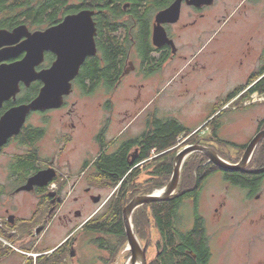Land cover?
<instances>
[{
	"label": "flooded vegetation",
	"instance_id": "af4514ba",
	"mask_svg": "<svg viewBox=\"0 0 264 264\" xmlns=\"http://www.w3.org/2000/svg\"><path fill=\"white\" fill-rule=\"evenodd\" d=\"M208 1L210 2L207 3ZM106 2L110 4L105 9L101 7L106 4L99 6L90 0L87 3L89 6H83L60 17L53 25L19 24L12 28H0V31H6L8 34L0 38V264H77L75 231L78 213L74 210L65 211L69 204L67 197L71 195L72 190L67 189V185L62 187L67 184L68 176H62L58 163L69 141L73 139L69 136L73 134L66 132L67 135L61 143L63 131L59 123L63 116L72 120L75 116L71 108L67 112L60 111L68 107V99L76 88L87 96L101 89L110 97L105 104L106 115L101 119V124L94 134L99 148L98 154L93 160H85L82 168L84 173L90 170L89 173L92 174L89 177H99L94 169L97 158L104 153L113 154L121 148L129 147L127 161L131 166L128 173L130 174L144 167L150 160L139 161L141 147L138 144L143 133L149 128L151 130L158 118L156 102L154 106L151 104V96L157 95L154 86L159 80H185L179 96H192L194 93L191 92L201 88L202 83L206 81L205 74L215 71V68H210L206 72L209 60L202 54L211 46L216 51L217 42L218 46H227L226 43L222 44V41L229 33V36L235 38L239 37L235 36L237 32L246 37L264 20V0H194L195 3H192V0ZM75 5L81 7L80 3ZM84 10L93 12L97 53L84 59L79 73L72 80V92L64 97L60 108L30 110L24 113L22 120V112L10 111L30 105L40 95L46 85L42 74L51 70L60 59L56 47L47 48L49 42L45 36L38 38L36 43L32 35L44 33L61 24L68 15H76ZM167 11L170 14L169 20L174 19L159 22L158 17ZM254 14L256 18L253 17ZM22 25H26L28 30H23L20 36H13L14 30ZM158 30L166 34L165 40H158L163 42L160 46L155 43ZM242 42L244 48L240 52L236 51L237 56L233 58V62L240 80L244 81L237 86L245 88L231 102L241 99L264 80V40L256 52L252 51L253 46L245 42V39H242ZM112 43L122 54L116 66L111 68L109 47ZM220 50L221 47L218 51ZM28 61L27 70L20 69L17 86L7 69ZM250 61L254 63V67L248 72L247 65ZM96 67L101 71L94 72ZM21 76H25V80L21 79ZM131 77L134 80L126 86L130 91L126 102L132 104L137 112H131L128 108L118 118H114L112 96L118 87ZM207 79L214 80L215 75H209ZM148 85L149 93L146 92ZM203 89H199V93L205 98L210 91L204 87ZM256 94L264 96L257 91L250 94L249 98ZM143 96L149 97V103L141 110ZM204 98L199 96L195 100L201 99V103L194 104L200 108L205 103ZM155 99L156 97L153 98ZM219 103L218 100L214 112ZM146 110L150 113L144 116L145 127L141 132L132 135L127 128L116 135L111 132L114 124L122 125L130 116L138 119ZM20 121L22 125L19 130L8 134ZM72 126H76L74 122ZM76 128L77 126L75 130ZM201 128L195 129L194 133ZM261 130L258 129L257 134ZM47 145L49 148L51 146V151L47 149ZM210 163L212 162L208 159L205 165ZM48 169L55 171L53 181L47 185H34L30 190L22 189L33 176ZM259 171V179L248 185L227 180L223 171L216 172L202 180L197 200L191 198L181 205L186 204L192 209L193 221L185 227L179 209L178 228L185 232L194 230L198 225L201 231L200 255L188 249L183 264H214L215 261L219 264H264V168ZM215 175L221 178L219 182L224 181L226 185L232 186V191L216 193V190H212L209 192V198L202 200V196L207 193L206 186ZM93 188L105 190L104 187L90 186L86 193L89 194ZM57 223L67 227L68 235L59 243L51 245L47 236L52 226ZM157 241L153 242L156 256L162 250ZM170 264L181 262L175 263L171 260Z\"/></svg>",
	"mask_w": 264,
	"mask_h": 264
},
{
	"label": "trees",
	"instance_id": "16d2710c",
	"mask_svg": "<svg viewBox=\"0 0 264 264\" xmlns=\"http://www.w3.org/2000/svg\"><path fill=\"white\" fill-rule=\"evenodd\" d=\"M79 1L81 7L71 4L70 0H0V28H12L19 24L32 26L47 23L53 25L59 21L60 17L73 13L83 6H89L87 3L90 0ZM91 3L99 4V6L106 4L105 7H101L105 9L110 4L106 0H91ZM101 51L103 52L102 47ZM109 53L112 68L118 63L122 52L112 43ZM100 71L101 69L97 67L94 70L97 73ZM244 88L245 86L240 85L230 91L219 100L220 103L216 106V110H222ZM257 91L264 94V80L256 84L247 95L236 100L237 104L249 99L250 94ZM216 110L213 116L218 113ZM226 111L219 112L215 117L212 116L209 123L196 133L194 130H188L175 119L157 118L151 130L149 128L143 133L138 144L141 147L139 161L144 162L149 159L151 161H147L148 164L130 174L128 173L131 166L127 161L129 147L121 148L113 154L104 153L97 158L94 162V169L99 177H89V185L115 191L102 208L83 225L82 229L87 235H94L90 240L93 246L108 252V256L102 258L106 264H115L128 244L123 217L124 208L136 196L151 194L169 184L174 172V160L181 150L178 144L182 135L186 137L183 146L196 144L211 147L223 159L233 164L241 160L247 145L232 143L220 137L222 129L220 118ZM209 125H212L211 133L203 134ZM258 125L259 130L264 128V118L259 120ZM216 146L227 147L229 152H222ZM207 161L208 158L203 153L196 152L190 155L182 168L179 192L167 201L141 206L133 213L134 230L141 244H148L147 253L154 240H158L157 245L162 248L159 255L148 260V264H170L171 260L183 264L188 249L200 255L201 231L199 226L196 225L194 230L185 231L186 233L178 228V213L181 205L191 198L197 200L201 192L202 180L219 171L226 173L227 180L241 183L240 185H248L252 181H257L260 176L259 169L264 168V139L256 148L246 169L242 171H224L213 163L205 165ZM142 175L146 177L140 180ZM65 185L63 184L62 187ZM186 235L188 236L185 237Z\"/></svg>",
	"mask_w": 264,
	"mask_h": 264
},
{
	"label": "rangeland",
	"instance_id": "374dc122",
	"mask_svg": "<svg viewBox=\"0 0 264 264\" xmlns=\"http://www.w3.org/2000/svg\"><path fill=\"white\" fill-rule=\"evenodd\" d=\"M71 4L80 3L79 0H70ZM256 18V14L253 16ZM254 25H256V21H254ZM231 33H229L230 35ZM235 36H227L224 37L223 43H226L227 46H218L217 42L216 51L214 47L207 49V52L202 54L209 61V67L206 72L211 68L214 72H207L205 74V79L201 85V88L193 90L191 93H194L192 96H188L187 98L180 97L179 94L184 88L185 80H180V82H167L166 79H160L159 83L154 86V91H156L157 95L152 94L151 100L152 105L154 106V102H156L157 108V117L160 119L172 118L180 123H182L188 130L193 131L195 129H199L202 126H206L209 121L215 117L214 114V106L218 102L226 96V94L233 90L237 85L242 84L243 79L240 80L237 69L235 68V64L233 62V58L237 56L236 51L240 52L242 45V39H245V42H248L251 46H253V52L257 51L260 46L262 40H264V20L260 22L258 27H254L253 31L250 32L246 37L240 35V33H235ZM231 41V43H230ZM246 44V43H245ZM219 47H221L220 52ZM215 51V52H214ZM232 54V55H228ZM218 55V56H217ZM255 57V56H254ZM210 62V63H209ZM248 72L252 70L254 67V63L252 61L247 65ZM215 75V79H207L209 75ZM134 78L131 77L124 81L121 84L117 91L113 94V102L114 109L113 114L114 118H118L122 112H125L126 109H131V112H137L135 107L132 104H128L126 102V96L130 93L127 90L126 86L129 82L133 81ZM204 84V85H203ZM150 85L147 86L146 92L149 93L148 89ZM209 90L210 93L204 96L200 95L199 89ZM204 90V89H203ZM137 92V91H136ZM145 94V91H143ZM199 96L203 97L205 103L198 108L199 103H201V99L195 100L199 98ZM109 95L106 91H102L101 89L97 90L94 94L87 96L81 94V91L76 88L73 94L68 99V107L60 112H67L68 109L71 108L73 112L74 120L70 117L65 118L62 117L59 125L61 126L62 138L61 143L64 141L66 132H70L73 135L72 141H69L68 147L62 155V159L58 161L60 166V171L62 176H68L67 181V189H71V195L67 197L69 200V204L66 206L65 211L74 210L78 213L77 216V229L75 231L77 237L76 243V258L77 264H106L103 261V257L106 258L108 256V252L106 250H100L96 246H93L90 243V240L94 237V235H87V233L83 232V225L92 218L105 204V202L111 197L114 193V189L105 188V190H98L93 188L89 194L86 193V189L90 186L88 183L89 176L92 173H89L90 170L86 173L83 171V163L86 159L93 160L98 154V145L95 141L94 134L98 130L99 125L101 124V119L103 120L104 115H106V100ZM156 97L155 100L153 98ZM110 98V97H109ZM144 101L141 102V110H144V107L149 103V97L143 96ZM197 103V104H194ZM228 107V108H227ZM227 111L220 118V122L222 123V129L220 131V137L223 140L236 143L239 145H249L253 140L255 135L258 132L259 125L258 122L260 119L264 118V96L254 95L253 98H249L244 100L242 103L235 100L231 102L229 105L224 107L221 111ZM220 111V112H221ZM150 112L144 111L138 117V119L130 116L122 125L114 124L111 132L113 134H117L119 131L127 128L129 134H137L141 132L145 127V114H149ZM61 115H63L61 113ZM213 116V117H212ZM75 123L77 126H72V123ZM210 128L212 125H209L205 129L206 135L211 133ZM110 133V136L112 135ZM65 134V135H64ZM186 141L185 135H182L179 138L178 146L181 149L184 147ZM216 145V144H215ZM222 152H229L227 147L216 146ZM47 149L51 151V146L47 145ZM113 148L111 149V151ZM146 176L142 175L141 179H144ZM91 178H93L91 176ZM95 178V176H94ZM221 178L218 175L214 176V179L211 180L206 186L207 193L202 196V200L209 198V192L212 190H216L219 193H223V191H232V186L226 185L224 181H218ZM228 186L227 187H225ZM23 197V196H21ZM99 197V202H95V198ZM180 218L183 217V223H185V227H187L193 221L192 217V209L187 207L186 204L180 207ZM30 213V210L27 212ZM64 214V212H63ZM67 227L57 223L54 224L51 228V232L47 236L48 242L52 244H57L68 235ZM145 245L144 243H142ZM156 249L154 244L149 248L147 253V259H152L156 256ZM130 251L125 250L120 254L117 262L115 264H131L128 260ZM130 262V263H129ZM138 262V261H137ZM214 264H219L216 261Z\"/></svg>",
	"mask_w": 264,
	"mask_h": 264
},
{
	"label": "water",
	"instance_id": "95a60500",
	"mask_svg": "<svg viewBox=\"0 0 264 264\" xmlns=\"http://www.w3.org/2000/svg\"><path fill=\"white\" fill-rule=\"evenodd\" d=\"M208 1L207 3H209ZM192 3H195L192 0ZM93 12L88 10L81 11L76 15H68L65 20L45 31L44 33H35L32 35L36 39L45 38L49 44L47 48L54 49L56 47L60 54L59 61L45 74H42V78L45 79L46 85L42 89L40 95L27 106H22L14 109L10 112H22L23 115L30 110H47L53 108H60L64 103V97L70 95L72 92V80L79 73L80 65L88 55H95L97 53V45L95 42L96 26L92 19ZM169 11L162 13L158 17L159 22L170 21ZM23 30H28L26 25L17 27L12 33L13 36L22 35ZM8 35L6 31H0L1 36ZM166 38L165 32L156 31L155 43L162 45L163 42H158L159 39ZM162 40V41H164ZM77 62V63H76ZM28 62L21 64H15L10 67L8 74L15 79V85L18 86V77L20 69L26 71ZM21 79L25 80V76H21ZM19 88V87H18ZM16 93V92H15ZM22 122H18L15 129L10 130L8 134L16 133L21 127ZM264 139V130H261L250 144L247 146L243 157L240 162L233 164L223 159L216 150L211 147L203 145H186L179 152L174 160V172L172 178L167 186L162 189L156 190L151 194L136 196L123 210L125 231L128 238L127 250L130 251L131 256L128 259L132 264L140 259L142 264H148L147 249L148 244L142 245L137 237L132 222L133 213L141 206L162 202L169 200L173 195L176 194L178 186L181 180V172L186 159L193 153H203L209 161L218 166L224 171H238L244 169L251 161L254 152L260 142ZM55 177V171L48 169L46 171H40L38 174L33 176L28 185L22 189L30 190L34 185L45 184L53 181ZM163 192V193H159ZM61 198L58 199L60 201ZM100 198L96 197L95 202H99Z\"/></svg>",
	"mask_w": 264,
	"mask_h": 264
},
{
	"label": "bare ground",
	"instance_id": "6f19581e",
	"mask_svg": "<svg viewBox=\"0 0 264 264\" xmlns=\"http://www.w3.org/2000/svg\"><path fill=\"white\" fill-rule=\"evenodd\" d=\"M159 193H163V192H159ZM138 261V262H137ZM136 262H135V264H142V262H141V260L140 259H138ZM130 263V262H129ZM132 264V263H131Z\"/></svg>",
	"mask_w": 264,
	"mask_h": 264
}]
</instances>
